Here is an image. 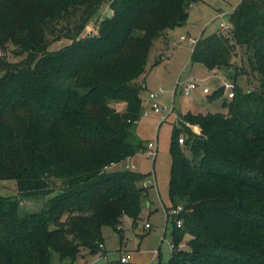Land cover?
<instances>
[{"label": "trees", "instance_id": "trees-1", "mask_svg": "<svg viewBox=\"0 0 264 264\" xmlns=\"http://www.w3.org/2000/svg\"><path fill=\"white\" fill-rule=\"evenodd\" d=\"M195 1L0 0V181L44 199L28 211L0 194V264H51L53 251L75 263L85 250L104 253L94 264H138L109 259L102 227L138 224L151 172L110 167L147 150L137 125L149 55ZM103 4L112 15L82 35ZM230 21L197 39L191 61L231 66L247 46L261 83L236 85L225 111L179 114L169 191L172 209L183 206L157 264H264V0H241ZM10 44L26 56L10 60Z\"/></svg>", "mask_w": 264, "mask_h": 264}, {"label": "rangeland", "instance_id": "rangeland-1", "mask_svg": "<svg viewBox=\"0 0 264 264\" xmlns=\"http://www.w3.org/2000/svg\"><path fill=\"white\" fill-rule=\"evenodd\" d=\"M241 0H197L189 7L188 19L185 23L176 26L171 31V42L167 56L161 61L151 65L147 74V88L142 92L144 98V109L150 108L149 93L163 87L165 92L158 97V101L167 109L163 112L151 110L148 114H142L137 133L144 142L157 141L158 149L154 158L146 151H140L123 161L110 167V170L129 169L141 173H149L154 177V184L148 188L143 203L141 219L137 225L130 216H124L123 222L118 230L112 226L103 225L102 233L104 245L108 251L109 259H117L126 254L130 262L138 264H157L159 256L153 255V249L161 251L162 261H167L172 255L171 229L173 226L172 212L173 200L170 195V176L172 165L171 140L174 125L178 122L179 113L189 109L201 111H225L223 101L225 93L211 99L210 96L224 83H235L238 87L248 90L250 87H259L260 79L257 72H250L251 49L247 46H238V54L234 57V65L208 68L202 62L191 61V53L195 43L189 41L188 37L199 38L209 35L221 29V23H230V13ZM112 11L108 4H103L88 21L82 35L89 32H97L101 20ZM113 12V11H112ZM185 37V39H183ZM71 40L62 38L54 41L50 49L55 50ZM156 44V42H155ZM155 45L150 52V62L155 61L163 47ZM2 51H0L1 54ZM10 60H21L26 53H21L13 44L7 50ZM154 63V62H153ZM237 67H244L247 73H237ZM191 80L199 83L190 95L183 92V84ZM208 86L210 92H204L203 87ZM172 103L173 111L168 112ZM121 109L124 104L119 105ZM165 115V118L162 116ZM185 137L187 134L184 132ZM191 156V150H185ZM150 178L149 176L143 183ZM0 194L9 199H19L23 210H39L43 205V197L23 196L19 193L17 183L13 179L0 181ZM179 206H183L180 204ZM150 221L153 226L145 229L144 224ZM182 246H186L183 243ZM102 252L91 253L82 251L77 261L61 260L56 251L52 253L51 264H94L103 257ZM105 258V257H104Z\"/></svg>", "mask_w": 264, "mask_h": 264}, {"label": "built area", "instance_id": "built-area-1", "mask_svg": "<svg viewBox=\"0 0 264 264\" xmlns=\"http://www.w3.org/2000/svg\"><path fill=\"white\" fill-rule=\"evenodd\" d=\"M231 28L230 24L229 23H225V22H222L221 23V29L223 31H228L229 29ZM183 39H185V37H183ZM189 41L192 42V43H196L197 42V39L198 38H194V37H191L189 36L188 37ZM199 83L196 82L195 80H191L187 83H184L183 84V92L187 95H190L191 92L196 89L197 87H199ZM235 86L236 84L235 83H224L221 87H223V91L224 93L227 95V97L231 98L234 96V93H235ZM203 90L204 92H210V89L208 86H204L203 87ZM165 92V89L163 87L159 88V89H156V90H153L149 93V101H150V108H145L143 110V113L144 114H148L151 112V110H154L155 112H163V110L167 109V107L163 104H161L159 101H158V97ZM173 106H174V103H172L171 107L169 108L168 112H171L173 111ZM165 118V115L163 116ZM185 137L183 135H181L179 137V142L183 143L185 140ZM157 149H158V144H157V141H153V140H150L148 142V145H147V150L146 152L149 154V156H151L152 158L155 157L156 153H157ZM150 178H148L145 182H144V185H153L154 184V177L153 175H149ZM182 210V207L181 206H177L176 208H173L172 209V212L171 213H168V215L170 214H178L180 211ZM177 225L178 226H181L182 225V219H177ZM152 224L150 222H146L145 223V227L146 228H149L151 227ZM155 253L157 254L158 253V249H155ZM106 258V256H104ZM121 260L124 261V262H127L129 261V258L126 254H122L121 255Z\"/></svg>", "mask_w": 264, "mask_h": 264}, {"label": "crops", "instance_id": "crops-1", "mask_svg": "<svg viewBox=\"0 0 264 264\" xmlns=\"http://www.w3.org/2000/svg\"><path fill=\"white\" fill-rule=\"evenodd\" d=\"M172 30V29H171ZM157 46L158 48H159V45H160V47L162 46L163 47V49H162V51H159L158 53H159V55L158 56H156L155 57V61L158 59V57L162 54V58H161V60L162 59H164L166 56H167V51L169 50V48H170V46L172 45V42H171V31L169 30L168 31V33H167V39H163V40H158L157 42H156V44H154V46ZM157 48V49H158ZM160 60V61H161ZM155 61H153V62H150V57H149V60H148V71H149V68H150V66L151 65H154L155 64ZM147 74H148V72H147ZM147 74H146V76H145V80H144V85H145V89L148 87L147 85ZM144 89V90H145ZM187 111H192V112H205V111H201V110H199V111H197V110H193V109H189V110H187ZM187 111H185V112H187ZM184 111L183 112H180V113H185ZM179 113V114H180ZM162 116H164V115H162ZM192 128H193V130L194 131H198L199 130V128H198V126H192ZM146 222H150V221H146ZM145 222V223H146ZM151 223V222H150ZM152 224V223H151ZM152 226H153V224H152ZM151 226V227H152ZM144 227H145V224H144ZM151 227H149V228H151ZM145 229H148V228H145ZM153 251V255L154 256H159V260L161 259V251L158 249V253L156 254L155 253V249H153L152 250ZM158 260V261H159ZM162 260V259H161Z\"/></svg>", "mask_w": 264, "mask_h": 264}, {"label": "water", "instance_id": "water-1", "mask_svg": "<svg viewBox=\"0 0 264 264\" xmlns=\"http://www.w3.org/2000/svg\"><path fill=\"white\" fill-rule=\"evenodd\" d=\"M112 13H113V12H112V11H110V12H109V15H112Z\"/></svg>", "mask_w": 264, "mask_h": 264}]
</instances>
